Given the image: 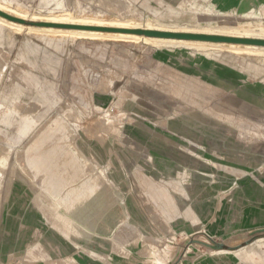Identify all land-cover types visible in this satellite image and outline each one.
Masks as SVG:
<instances>
[{
	"label": "rangeland",
	"instance_id": "rangeland-1",
	"mask_svg": "<svg viewBox=\"0 0 264 264\" xmlns=\"http://www.w3.org/2000/svg\"><path fill=\"white\" fill-rule=\"evenodd\" d=\"M5 1L28 19L264 27V0ZM32 23L0 22V264H264L249 234L264 228V55ZM191 110L215 122L195 128ZM82 206L78 236L58 216ZM115 206L125 227L99 229Z\"/></svg>",
	"mask_w": 264,
	"mask_h": 264
},
{
	"label": "bare ground",
	"instance_id": "bare-ground-1",
	"mask_svg": "<svg viewBox=\"0 0 264 264\" xmlns=\"http://www.w3.org/2000/svg\"><path fill=\"white\" fill-rule=\"evenodd\" d=\"M82 7V6H81ZM0 10L24 19L34 22V25H28V30L37 32H44L49 34H69L73 36H85L87 38H106L114 37L129 41L144 40L155 43L157 45L175 46L183 45L193 47L195 49L218 48L222 50L232 51L237 54L246 55H264V45L242 43V42H225V41H210L199 39H177L170 37L150 36L145 34H138L128 31H107L95 28H71V27H58L48 25H38L35 23H59V24H72L79 26H92V27H108L124 30L144 29V30H159L169 32H190L200 34H213L221 36H231L236 38H258L264 39V27L260 26L254 28L249 24L246 25H217V26H200V25H187V24H166L160 21L147 20L143 22L137 21L132 18H118V17H101L92 16L87 13H80L79 15H72L70 13L52 14V15H32V18H27L24 11L18 7H12L8 3L0 0ZM106 14V13H105ZM0 22L7 24L17 30H22L25 24L7 20L0 16ZM108 122V118H105ZM4 187V186H3ZM0 189V194L3 191ZM156 252V251H155ZM166 250L163 251L165 255ZM156 255V254H155ZM160 258H154V264H160Z\"/></svg>",
	"mask_w": 264,
	"mask_h": 264
},
{
	"label": "crops",
	"instance_id": "crops-1",
	"mask_svg": "<svg viewBox=\"0 0 264 264\" xmlns=\"http://www.w3.org/2000/svg\"><path fill=\"white\" fill-rule=\"evenodd\" d=\"M6 2L5 0H1ZM8 3V2H6ZM10 4V3H9ZM200 9V7H198ZM101 51V49H99ZM106 49H104L105 51ZM185 121L194 126L195 128L197 127H201L204 128L206 125H211L212 123H214L215 121L211 118L206 117L205 115H203L200 111L198 110H191L187 115L184 116ZM36 145L38 144V147L41 145L40 141L35 142ZM35 146V145H34ZM44 162V156L42 157L39 156L37 158L34 159V166H32L34 169H40L41 165ZM53 180H50V185L54 188L59 189L58 187H61L64 183L62 182H54ZM102 201H104L106 199V196H102ZM86 205V204H85ZM89 208L87 207H80L78 210H76V212L74 213L75 216L78 217H74L73 216H68V215H59L58 218L60 220V222L62 223L63 227L67 230V232L71 233V232H76L78 236H82V231L83 230H88V224H86L85 218L86 215L90 214L88 213ZM92 213H97L93 210ZM108 216H117L116 218H112L110 219L112 222L109 224V219H105V217ZM120 215V212L118 211L117 207H112L110 208L104 215V218L102 220V226H99V229H108V231L111 230H118V229H123V227H125L126 224H124L123 226L120 224V222L117 220L118 217ZM67 216V218L65 217ZM105 223L109 224L106 225ZM107 226V227H106ZM258 229V228H257Z\"/></svg>",
	"mask_w": 264,
	"mask_h": 264
},
{
	"label": "water",
	"instance_id": "water-1",
	"mask_svg": "<svg viewBox=\"0 0 264 264\" xmlns=\"http://www.w3.org/2000/svg\"><path fill=\"white\" fill-rule=\"evenodd\" d=\"M0 16L14 22H19L22 24L32 23L28 22L24 19L12 16L2 10H0ZM33 24V23H32ZM38 25H48V26H58V27H71V28H95L107 31H128L134 32L138 34H145L150 36H160V37H170V38H177V39H199V40H210V41H225V42H242V43H250V44H257V45H264V39L258 38H236L231 36H221V35H213V34H200V33H190V32H169V31H159V30H144V29H133V30H124V29H116V28H108V27H92V26H79V25H72V24H59V23H35ZM264 233V228H259L251 231L249 234H262ZM204 244L205 246L215 248V249H222L224 244L222 243H215L212 241V244H207L204 242H199Z\"/></svg>",
	"mask_w": 264,
	"mask_h": 264
}]
</instances>
